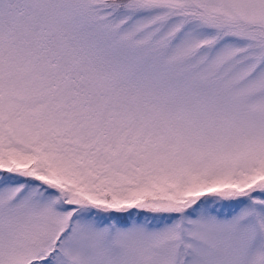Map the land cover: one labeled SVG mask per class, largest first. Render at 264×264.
Returning <instances> with one entry per match:
<instances>
[{"label": "snow or ice", "instance_id": "6c2138e0", "mask_svg": "<svg viewBox=\"0 0 264 264\" xmlns=\"http://www.w3.org/2000/svg\"><path fill=\"white\" fill-rule=\"evenodd\" d=\"M0 264H264V0H0Z\"/></svg>", "mask_w": 264, "mask_h": 264}]
</instances>
